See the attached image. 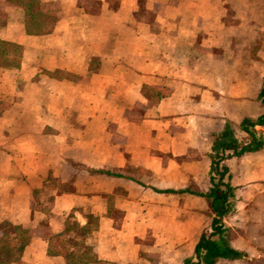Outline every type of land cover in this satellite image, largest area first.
I'll return each instance as SVG.
<instances>
[{
  "label": "crops",
  "instance_id": "0c3cea01",
  "mask_svg": "<svg viewBox=\"0 0 264 264\" xmlns=\"http://www.w3.org/2000/svg\"><path fill=\"white\" fill-rule=\"evenodd\" d=\"M0 40L21 48L0 67V238L4 222L30 236L8 264H68L48 240L72 212L97 218L83 245L102 264L191 257L208 201L163 190L205 192L213 136L229 122L244 140L240 121L263 111L264 0H0ZM225 164L224 238L243 254L217 264H264V145Z\"/></svg>",
  "mask_w": 264,
  "mask_h": 264
},
{
  "label": "trees",
  "instance_id": "16d2710c",
  "mask_svg": "<svg viewBox=\"0 0 264 264\" xmlns=\"http://www.w3.org/2000/svg\"><path fill=\"white\" fill-rule=\"evenodd\" d=\"M49 16L46 17L48 21ZM29 30V28H28ZM30 31H38L30 29ZM20 46L0 40V67L18 68L20 63ZM257 99L263 111L256 117H244L239 128L245 133V139H238L229 122L213 136L209 153L210 168L208 178L210 186L205 192H195L188 187L174 190L166 189L167 193H190L204 197L212 211L210 226L203 229L195 243L193 255L185 258L180 264H217L220 259H237L243 254L233 248L224 238L226 227L222 218L234 208V187L230 183L231 173L225 160L232 156H241L246 152L260 150L264 145V134L260 128L264 127V73L261 80ZM1 114V111H0ZM110 175H117L105 171ZM157 190L156 188H153ZM158 191V190H157ZM109 199V197H108ZM87 224L80 225L70 213L66 219L64 230L58 235H51L48 243V253L61 252L68 264H102L95 257L92 248L83 245L85 237L96 228L97 218L86 214ZM6 233L0 238V264H8L18 260L23 247L30 236L26 229L4 222ZM74 243H70V242ZM58 245L61 248L58 250ZM79 250L77 254L75 250Z\"/></svg>",
  "mask_w": 264,
  "mask_h": 264
},
{
  "label": "rangeland",
  "instance_id": "374dc122",
  "mask_svg": "<svg viewBox=\"0 0 264 264\" xmlns=\"http://www.w3.org/2000/svg\"><path fill=\"white\" fill-rule=\"evenodd\" d=\"M34 6H35V4H34ZM142 7H144V5H142ZM142 9H144V8H142ZM143 11V10H142ZM256 71L258 72L259 70L258 69H256ZM59 73H55V75H58ZM250 86H251V84H250ZM151 89V88H150ZM149 90V89H148ZM153 94H152V99H149L148 101H147V103L146 104H136V105H134V107L132 108V112H134L133 114H134V118H136V119H140L141 117H142V114H143V112L145 111V109H146V107L147 106H149L152 102H155L156 101V94H155V92H152ZM151 95V94H150ZM8 103V102H7ZM6 101H2V100H0V110L2 109V108H4V106H6ZM108 128L110 129V134H111V137H112V140H113V138L116 140V141H118V142H121L120 144H126V142L125 141H120V136L118 135V134H116L114 131H113V124H114V122L112 121V120H109L108 121ZM123 139V138H122ZM148 182H150V183H152V184H157L158 185V181L156 180V179H154V174H153V172L151 173V177L148 179ZM189 189H191L192 191H195L194 189H193V187H192V185L191 186H189L188 187ZM152 198H153V202L154 203H157L158 201H156V200H160V196H152ZM163 199H166L168 202H169V205L171 206H173V205H176L177 204V201H176V196H173V195H164L163 197H162ZM113 199H114V196H109V199H108V202H114L113 201ZM152 218L153 219H155V216H159V212H157V211H153L152 213ZM150 214V215H151ZM208 216H211L212 217V212H211V210H210V208H208ZM250 264H257L256 262H254L253 260H252V262H250Z\"/></svg>",
  "mask_w": 264,
  "mask_h": 264
}]
</instances>
